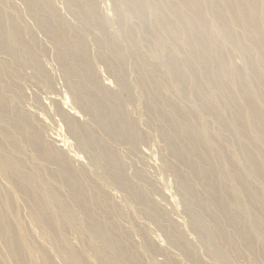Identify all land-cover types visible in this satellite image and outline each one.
I'll return each instance as SVG.
<instances>
[{
    "label": "bare ground",
    "instance_id": "6f19581e",
    "mask_svg": "<svg viewBox=\"0 0 264 264\" xmlns=\"http://www.w3.org/2000/svg\"><path fill=\"white\" fill-rule=\"evenodd\" d=\"M63 1L74 7L75 16L99 32V35L92 34L94 47H89L85 37L75 35L54 0H24L36 26L55 49L59 70L72 94L67 100L64 96V103L70 102V109H66L68 105H60V98L57 100L55 96L48 97L49 102L54 104L79 145L100 148L104 164L100 174L90 173L82 164L75 163L81 159L77 154L63 152L57 136L47 139L42 135V122L29 106L16 101L11 106L12 112H8L1 105L0 177L7 183V189H0V264H54L52 254L62 264H181L184 260L189 264H203L182 246L183 242L187 243L186 235L175 230L176 224L144 192V173L137 169L133 179L129 178L124 167L126 162L122 163L115 152L114 145L118 142L136 147L149 137L138 129L124 109L131 98L126 85L129 81L123 75L126 66L134 68L135 85L146 98L145 108L156 120L169 153L201 184L202 191L193 189L185 175L166 161L179 188L188 196L183 199L190 215L189 226L205 245L210 258L229 264L221 247L223 242L215 237L219 226L213 224L209 212V206L214 205L240 236L242 245L257 253L264 264V0H145V6L141 0H111L113 21L99 0ZM150 7L156 14L149 13ZM163 22L172 23L182 33L183 45L168 50L169 58L162 65L159 59L158 63L149 62L141 44L149 41L155 45L167 38ZM6 26L0 8V54L9 56L12 51L5 44ZM28 33L33 40L35 31L30 29ZM168 33L173 34L171 30ZM11 37L28 46L17 28ZM104 47L116 58L118 66L111 63ZM180 47L189 53L188 80L193 83L198 105L185 106L166 98L160 92L162 81L155 80L154 68H160L161 64L177 83L186 84V75L177 57ZM235 52L241 58L239 65L232 61ZM33 60L37 71L44 76V61L36 56ZM101 61L114 78L116 90L109 89L108 82L99 78L95 66ZM118 68L124 70L122 76L117 74ZM1 69L0 80H3L6 70L4 66ZM201 84H209L218 91L227 104V117L202 97L198 89ZM1 88L0 104L7 98ZM78 112L88 117L101 136L82 123L77 124ZM196 113L212 115L219 134L212 136L206 132L205 126L209 129L202 117L203 124L196 130L193 123ZM223 130L230 133L237 149L235 156L219 167L214 157L222 150ZM21 143L29 145L35 158L44 162L45 175L38 172L42 169L40 162L24 168L25 152L21 155L18 149ZM102 177L124 190L141 213L160 223L168 242L179 250L181 263L170 257L140 226L135 225L132 232L120 230L121 235L114 231L109 214L101 206L103 197H108L99 183ZM20 199L38 231L30 228L28 232L24 227L18 208ZM107 206L111 210L110 199ZM112 206L114 209V202ZM69 229L91 240V254L69 242ZM134 233L139 236L138 242L133 239ZM34 253L39 257L37 262L33 259ZM160 253H166L164 260L156 259Z\"/></svg>",
    "mask_w": 264,
    "mask_h": 264
},
{
    "label": "rangeland",
    "instance_id": "374dc122",
    "mask_svg": "<svg viewBox=\"0 0 264 264\" xmlns=\"http://www.w3.org/2000/svg\"><path fill=\"white\" fill-rule=\"evenodd\" d=\"M54 1L57 10L67 20L71 27L74 28L76 32L75 35L83 38L85 37L89 43V47H94L91 43L92 34L99 35V32L95 28L91 27L86 21L82 20L78 16H75L73 6H67L63 0ZM99 1L102 6L104 5V12L110 13L111 20L113 21L114 15L111 12V0ZM141 2L145 6V0H141ZM0 8L7 23L5 28V44L7 48L12 51L9 56H6V54H0V69L4 66L6 70V76L3 80H0V88L2 87L1 89L5 95L4 97H7L5 102L1 103L0 106L2 105L6 111L8 110V112H12L11 106L16 101L22 106H29L28 108H31L35 112L33 114L41 120V133L42 135L44 133L43 136H46L45 138L48 139L53 135L57 136V138H59L57 143H62L61 147L63 148L64 153L66 152V154L69 155L77 154L76 157L81 158L78 159V162L75 161L76 164H82L89 170L90 173H99L104 164L100 148L91 144H84L83 146L79 145L75 136L72 135L65 127L61 116L55 110L54 104L49 102L48 97L55 96L56 98H60V100L57 98V100L61 102L60 105L69 106L70 102H64L67 100L66 97H70V95H72L67 89L61 70H59L60 67L56 60L55 49L44 32L36 26L34 19L27 10L24 0H0ZM148 11L153 15L156 14V11L152 7H150ZM158 16L161 18V15ZM113 26L116 27V24L113 23ZM14 28L18 29L20 37L24 41L28 42V46L19 44L12 39L11 34ZM30 29L35 31V33H33V40L30 39L28 33ZM108 29L111 30V27H108ZM163 29L167 32V34H165L167 38H163L161 42L155 45L149 41H144V44H141V49L146 54L145 57L148 61L157 62L156 60L159 59L162 65L163 62L169 58L168 50H175V46L183 45V35L179 30L172 27V23L163 22ZM169 30L172 31V35L168 33ZM157 35H159L158 30ZM151 38L152 37L145 39ZM104 52L111 60V63L117 66L119 65L116 58L112 55V53L108 52L105 47ZM33 56H36L39 61H44L42 64L44 76L37 71V65L33 60ZM177 57L179 64L183 68L182 71L184 75H186V84L184 83V85H181L177 83L172 78L170 72L165 70V67L160 64V68H154L155 80L157 79L158 82L159 80L162 81L160 92L166 98H169L178 104H185V106L190 104L198 105V101L194 99L195 95L193 94V83L188 80V75H190L188 69V65L190 63L189 53L183 47H180ZM239 57L240 56L236 52L232 55V61L237 65L241 62V58L239 59ZM95 67L99 78L104 82H108V88L116 90L117 84L107 70L106 65L101 61L98 62ZM133 69L134 68H127L126 66V68H124L125 74L122 73L124 70H121L120 68L117 70V74H119V76H122V74L125 75L124 78L130 83H127L126 85L130 90L131 98L126 102L124 109L127 114H130L132 119H134L138 129L143 130L149 137L143 140L142 143L138 144L136 147H133L130 143L118 142L114 145L115 152L122 163L126 162L124 163V167L126 175H128L129 178L133 179V174L137 169V171H140L142 174L144 173L143 175L146 177L145 182H142L144 192L148 196L150 195L149 197L151 200L162 211L164 210L163 212L166 213L168 219L176 224L175 230H177L180 235H186L187 243L183 242L182 246H184L187 251L191 252L194 257L199 258L203 264H220L217 260L214 261L210 258L205 245L200 241L195 231L190 228V215L186 204L184 207L185 201L183 199L188 198V196L179 188L174 174L171 169L166 166V161L172 164L175 168L179 169L180 173L185 175L187 183L193 187V189L202 191L201 184L187 171L184 164L177 161L169 153L165 140L162 138V135L155 123L156 120L145 108L144 101H146V98L135 85V72ZM198 89H200L202 97H206L208 103L215 109V111L221 113L224 117L228 116L227 104L221 99L218 91L213 86L209 84L206 86L201 84ZM261 105L263 104L261 103ZM68 106H66V109H70V106ZM78 114L80 116L77 115L76 118L79 120H76L75 118L77 124L82 123L87 129L89 128L97 133V135L101 136L99 129L95 127L88 117L85 116L84 118L80 112H78ZM201 117L206 119V124L209 129L207 130L205 126L206 132H210L212 136H214L215 133H218V125L216 124L213 116L203 113H196L193 117V123L195 124L196 130L199 131V127L203 124ZM220 135L222 150L219 154H215L214 157V162L216 166L219 167L226 164L227 161H230L231 158L235 156L237 149V144L234 142L228 131L223 130ZM63 140H65V142ZM18 149L21 152V155L25 152L26 159L24 160V168H28L40 162L42 164V169L39 168L38 172L40 175L46 174L44 162L38 161L35 158L29 145L21 143ZM92 177L94 178V175ZM5 183L4 179L0 180V189H2V191H6L7 189V183L6 185ZM99 183L102 185L106 196L108 193L107 198L104 199L103 197L101 206L102 209L109 214V219H111L110 221L112 222V228L114 231L121 235L119 232L120 230L122 232H132V228H135V225L140 226L147 231L151 239H155L154 241L165 249L164 251L170 257L179 259L180 263L182 262L183 259L180 256L179 250L170 241L169 242L172 245L168 242L162 227H160V223L141 213L139 206L130 202L131 200L127 197L125 191L113 185L109 179L102 177L99 180ZM233 192L238 196V192L236 190H233ZM262 198L264 200L263 193ZM109 199L111 201V210H109V207L107 206ZM113 202L114 209L112 206ZM117 206L119 209H117ZM18 208H20L19 211L23 215H21V220L26 230L29 232L30 228L36 229L29 217H27L26 205L21 199L18 201ZM209 212L213 217V224L219 226V231L216 232L215 237L223 242L222 246L221 244H218L225 251L229 264H263V261L257 253L251 250L249 251L242 245L240 236L237 235L234 228L224 221L222 213L216 209L214 205L209 206ZM36 230L38 231V229ZM133 236L134 241L138 242L139 236L136 233H134ZM67 237L69 238V242L75 248H84L87 253L91 254L92 242L85 234L69 229L67 231ZM35 238L40 241L42 240L40 237H37V235H35ZM166 253H163L162 255L161 253L157 254L155 257L157 260H159V258L160 261L164 260ZM34 255V261H39L38 255L36 253H34ZM51 257L54 264H62V261L58 256L52 254ZM186 263L189 264V262L184 260L181 264Z\"/></svg>",
    "mask_w": 264,
    "mask_h": 264
}]
</instances>
